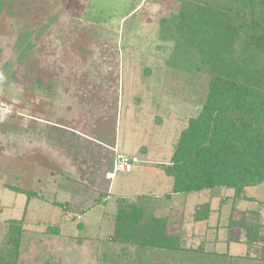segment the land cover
<instances>
[{"label":"rangeland","instance_id":"1","mask_svg":"<svg viewBox=\"0 0 264 264\" xmlns=\"http://www.w3.org/2000/svg\"><path fill=\"white\" fill-rule=\"evenodd\" d=\"M178 9L177 0H0V250L11 224L22 221L17 264H131L138 251L115 233L118 203L152 196L146 204L155 216L171 215L173 179L164 167L209 83L180 67L174 43L161 37V19ZM37 18L44 29L33 30L27 51L28 41L17 39ZM114 145L134 175L117 173L110 183ZM233 195H175L183 212L172 210L168 233L183 222L184 247L264 264L245 258L244 233L228 226ZM245 196L253 199L235 203L237 210L264 221V185ZM205 203L209 220L193 222Z\"/></svg>","mask_w":264,"mask_h":264},{"label":"trees","instance_id":"2","mask_svg":"<svg viewBox=\"0 0 264 264\" xmlns=\"http://www.w3.org/2000/svg\"><path fill=\"white\" fill-rule=\"evenodd\" d=\"M177 2V12L161 19V37L174 43L172 54L180 58V67L207 75L209 83L201 112L190 119L171 163L164 167L173 179L170 195L232 190L228 226L244 233L246 257L264 262L261 214L250 219V211H238L235 206L240 200L253 199L245 196L246 189L264 185V0ZM42 26L38 18L30 20L17 42L28 41L29 51L30 34L34 29L41 33ZM13 190L29 198L36 196L20 188ZM148 200L153 201L152 196L118 203L115 233L138 251L131 264H160L161 258L162 264L235 262L230 254L207 251L203 245L184 247L181 226L177 234H169V218L156 217ZM211 211L210 203L197 206L194 222L209 220ZM21 225L22 221L11 224L1 246L0 264H17Z\"/></svg>","mask_w":264,"mask_h":264},{"label":"crops","instance_id":"3","mask_svg":"<svg viewBox=\"0 0 264 264\" xmlns=\"http://www.w3.org/2000/svg\"><path fill=\"white\" fill-rule=\"evenodd\" d=\"M85 1H88V2H92V0H85ZM126 1H128V0H126ZM138 8H135V9H132L130 12H129V14H127V16L126 17H129L131 14H133V12H135L136 10H137ZM114 147H115V149H114V154H115V150H117L118 151V153L119 154H122V155H124V153L123 152H121L119 149H117V146L116 145H114ZM115 156H116V154H115ZM115 161H116V158H115ZM138 164V163H137ZM139 166H141V165H139ZM142 168H143V166H141ZM141 167H139V169H137L136 170V172L137 173H141L142 171H144L143 169H141ZM107 173H110V172H107ZM106 173V174H107ZM121 173H124V172H121ZM133 173V175H134V166L132 165V169H131V171L129 172V173H125V174H132ZM105 178H106V175H105ZM117 179V177H115V179L114 180H116ZM106 181H108V182H113V180H107L106 179ZM172 190V189H171ZM170 190V191H171ZM171 193H169V194H167V196H166V198L168 199V201H169V203L171 204L172 203V206H168L167 207V209L168 210H171V215L168 217L169 218V220H170V222L171 223H173L174 221H172L173 220V211L174 210H176V212H179V211H182L183 210V207H181V206H177V207H175L174 205L176 204V203H174L173 202V197L175 196V195H179V194H172V195H170ZM180 201H182L181 199H179L178 200V202L180 203ZM184 205V204H183ZM175 207V209H173ZM173 210V211H172ZM183 212V211H182ZM194 212H195V210H194ZM193 215H194V213H193ZM192 215V216H193ZM193 222H194V220H193ZM180 225H181V232H182V234H183V236H186L187 237V235L188 234H186L185 235V233H186V231H185V229H184V227H183V222H181L180 223ZM233 240H235V239H233ZM228 241L229 242H231L232 240L231 239H228ZM236 241H238L237 239H236ZM215 242H217V239H215ZM239 242H242V240H240ZM246 252V251H245ZM245 254H247V253H245ZM231 256H233V257H235V258H237L238 256H235V255H231ZM241 256L244 258L245 257V255H243V253H241ZM241 257V258H242ZM245 258H247V257H245ZM248 259H252V258H248ZM252 260H254V261H257V260H255V259H252ZM259 262V261H258Z\"/></svg>","mask_w":264,"mask_h":264},{"label":"built area","instance_id":"4","mask_svg":"<svg viewBox=\"0 0 264 264\" xmlns=\"http://www.w3.org/2000/svg\"><path fill=\"white\" fill-rule=\"evenodd\" d=\"M116 161L113 166V171L106 174L107 180H114L117 173H129L132 169V161L125 155L119 154L115 150Z\"/></svg>","mask_w":264,"mask_h":264}]
</instances>
